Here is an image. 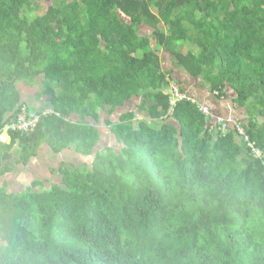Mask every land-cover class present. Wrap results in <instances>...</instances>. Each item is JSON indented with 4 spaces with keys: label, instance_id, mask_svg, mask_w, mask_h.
Wrapping results in <instances>:
<instances>
[{
    "label": "trees",
    "instance_id": "trees-1",
    "mask_svg": "<svg viewBox=\"0 0 264 264\" xmlns=\"http://www.w3.org/2000/svg\"><path fill=\"white\" fill-rule=\"evenodd\" d=\"M43 1L0 0V135L27 105L17 83L43 86L51 111L7 131L0 176L15 144L16 164L44 143L92 155L91 169L0 186V264H264V0ZM161 48L218 98L234 91L259 156L235 129L209 132L190 99L170 110ZM134 97L139 118L112 121ZM102 116L119 150L97 149Z\"/></svg>",
    "mask_w": 264,
    "mask_h": 264
},
{
    "label": "crops",
    "instance_id": "crops-1",
    "mask_svg": "<svg viewBox=\"0 0 264 264\" xmlns=\"http://www.w3.org/2000/svg\"><path fill=\"white\" fill-rule=\"evenodd\" d=\"M159 56L161 59L162 68L164 70H167L170 72L172 79L175 80L177 83H179V86H180L181 90L183 91V93L186 94L191 99H193L197 105L206 106L208 108L209 112L211 113V115H213V116H224V117L232 116V117L237 118V119L245 117V115H246L245 110H243V108H238L233 101V98L235 97V93L232 89L227 87L225 90L226 95L224 97L218 98L216 96L217 92L215 91L214 93H211L209 90V84L204 82L203 79L194 78V77L190 76V74L187 71H185L181 67L175 65L172 62V55L170 52L161 48L159 51ZM19 87L20 86L17 85L18 89H19ZM19 91H20V95H21V101H25L29 107L32 106L33 108L31 107V109L38 111L40 108H43V109L46 108L45 103L47 102L48 98L46 95L42 94V92L40 94H38L39 91H37L36 97L30 95L26 99V97L25 98L23 97L22 91L21 90H19ZM167 91H168V88H167L166 92ZM134 99H139V98L134 97L131 100L127 101L123 107H120V108H122L121 111H120V108H117L114 111L117 113H118V111H120V113L118 114V117L120 114L125 113L126 111H134L136 113V116L139 118L138 110L136 107L137 104L132 103ZM241 109H242V111H241ZM114 112L112 113V115L114 114ZM118 117H117V119H118ZM101 119H102V117H101ZM101 119H100V121H101ZM101 138L103 139L102 135H101ZM9 140H10V137H9L8 133L3 131L0 135V142L8 143ZM100 141H101V139H100ZM100 141H99V143H100ZM115 142L118 143L116 140H115ZM112 148H114V147H112ZM97 149L101 150L103 148H97ZM13 151L16 152V150H12V152ZM45 152L51 153L48 155L56 156L59 159L58 168L62 165L61 161L63 162V164L70 166V165L66 164L67 162L63 161V159L61 157V156L66 155L67 153L71 154L70 158L66 159L69 162H71L72 159L81 157L79 155H76L74 148L64 149L63 151L55 154L46 144L42 143V144H40V146L38 148V153L35 157L31 158L26 164H23V163H17L16 164V161H15L14 164L11 166L12 167L11 171H8V172L4 173L2 176H0V186L5 184L7 191L15 192V193L22 191L24 189L35 190L34 187H32V182L35 180L45 181L44 180L45 177H48L47 175H45L43 173L44 172L43 170L38 171L40 165L43 164L42 160L44 159L43 155ZM60 157H61V159H60ZM10 159L6 160V161L9 160L8 161L9 164H10ZM78 160L82 161V158H80Z\"/></svg>",
    "mask_w": 264,
    "mask_h": 264
},
{
    "label": "rangeland",
    "instance_id": "rangeland-1",
    "mask_svg": "<svg viewBox=\"0 0 264 264\" xmlns=\"http://www.w3.org/2000/svg\"><path fill=\"white\" fill-rule=\"evenodd\" d=\"M48 4L49 3L41 0V5L43 7H47ZM41 12H42V9H38L36 11V13H41ZM139 32L141 34H150L151 33V29L142 26L140 28ZM182 46H183V50H191V51L197 50L196 49L197 46L195 45V43L186 42L185 44L182 43ZM17 85L20 86L19 87V90L22 91V95H23L24 98L26 97V99L30 95L36 97L37 91H39L38 94H40L42 92V90H43V86H41L38 82H36V83L30 82L29 85H27L26 83H17ZM138 102H139V99H134L132 103L133 104L134 103L138 104ZM121 110H122V108H120V111ZM120 111H118V113L117 112H114V114L112 116H110V119L112 121H116L117 120V117H118V114L120 113ZM241 111H242V109H241ZM97 126H98V128L100 130V134L103 137V139L101 138V141H100V143H99V145L97 147L98 148H104L107 145V146L114 147L116 150H119L121 148V145L115 142V138H114L113 134L110 132L109 126L105 123V116H102V119H101L100 123L97 124ZM16 146H17V144H15V147ZM71 148H67V149H71ZM13 150H16V149L14 148ZM75 153H76V155H79L81 157L72 159L71 162H69L68 160H66V159H69L70 158V156H71L70 153H67L66 155L61 156V157H62L63 161L67 162L66 164H68V165H74V164H76V165H82L84 163H87V167L89 169H91L92 155L85 156V155L79 154L77 152H75ZM48 154H51V153H48V152H45L44 153V155H43L44 156V159L42 160L43 164L40 165L38 171L43 170L44 171L43 173L48 176V177H45L44 180H47V181L49 180L50 182L60 183V176H59V174L57 172L59 159L56 156L48 155ZM12 155L13 156L10 159V164L11 165L14 164L15 158L17 156V153L15 151H13L12 152ZM61 157H60V159H61ZM80 158H82V161L78 160ZM61 163H62V165H65V164H63L62 161H61ZM49 181L46 182V183L48 184ZM48 185H50V184H48ZM43 186H44L43 187L44 189H45V187H48V186H46V184L44 182H43ZM28 190L29 189H24L22 191H28ZM22 191H19V192H22Z\"/></svg>",
    "mask_w": 264,
    "mask_h": 264
},
{
    "label": "built area",
    "instance_id": "built-area-1",
    "mask_svg": "<svg viewBox=\"0 0 264 264\" xmlns=\"http://www.w3.org/2000/svg\"><path fill=\"white\" fill-rule=\"evenodd\" d=\"M167 93L169 94L170 110L173 109V106L176 104V102L182 99H190V101L195 102L193 99L183 93L179 86V83H177L175 80L170 81ZM198 107L203 114L209 116V119H211L209 132L213 130L215 132H220L221 134L225 135V133L228 132L229 129H235L237 135L239 137H243V139L247 142V145H249L250 147L253 146V144L249 142L248 136L237 118H234L232 116H213L211 115L206 106L198 105ZM48 112L51 111L48 109L44 111V113ZM39 118V112L31 111L27 108L26 105L23 104L19 112L17 113L16 119L11 123H8L5 126L4 131H18L25 133L30 132L35 128L36 124L39 121ZM251 152L255 156H259L261 154V151L258 148L254 147H252Z\"/></svg>",
    "mask_w": 264,
    "mask_h": 264
},
{
    "label": "clouds",
    "instance_id": "clouds-1",
    "mask_svg": "<svg viewBox=\"0 0 264 264\" xmlns=\"http://www.w3.org/2000/svg\"><path fill=\"white\" fill-rule=\"evenodd\" d=\"M25 105V104H24ZM27 106V105H26ZM28 108V107H27ZM29 110H31V111H37V110H33V109H31V108H28ZM44 110H46V109H44ZM38 112V111H37ZM4 131V130H3ZM5 132H7V131H5Z\"/></svg>",
    "mask_w": 264,
    "mask_h": 264
}]
</instances>
